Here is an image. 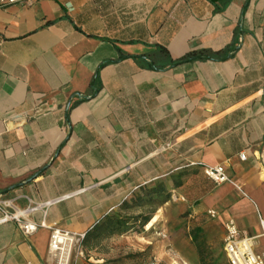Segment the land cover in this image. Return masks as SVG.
Instances as JSON below:
<instances>
[{"label": "crops", "instance_id": "0c3cea01", "mask_svg": "<svg viewBox=\"0 0 264 264\" xmlns=\"http://www.w3.org/2000/svg\"><path fill=\"white\" fill-rule=\"evenodd\" d=\"M202 51L222 58L175 64ZM263 151L264 0L0 6V196L20 211L54 202L30 220L88 234L164 183L163 210L178 198L195 221L165 264L217 261L228 220L261 255ZM218 165L233 183L205 177ZM1 217L0 264H53L48 228L26 236ZM84 251L72 264L104 263L91 240Z\"/></svg>", "mask_w": 264, "mask_h": 264}, {"label": "built area", "instance_id": "2783aa9c", "mask_svg": "<svg viewBox=\"0 0 264 264\" xmlns=\"http://www.w3.org/2000/svg\"><path fill=\"white\" fill-rule=\"evenodd\" d=\"M43 1L46 0H0V6L19 4L32 7ZM240 159H246L245 153L240 154ZM203 173L208 180L217 186L233 183L221 165L205 167ZM53 204L54 202L51 201L41 204H31L26 209L20 211L15 210L11 202L2 200L0 196L1 221L16 222L26 236L36 234L41 228H48L50 230L49 255L53 260V264H72L75 253L83 256L81 249L87 234L61 230L55 226L48 227L44 224V221L34 222L29 219L31 215L37 213H41L44 218L47 214V209ZM209 215L212 218L216 217V213L214 212H209ZM224 231L223 250L228 264H264V253L261 255L253 253V240L241 232L233 220H228L224 224ZM176 264L185 263L179 261Z\"/></svg>", "mask_w": 264, "mask_h": 264}, {"label": "rangeland", "instance_id": "374dc122", "mask_svg": "<svg viewBox=\"0 0 264 264\" xmlns=\"http://www.w3.org/2000/svg\"><path fill=\"white\" fill-rule=\"evenodd\" d=\"M159 201L139 207L140 214L156 210L155 221L150 231H146V227L144 229L134 228L121 234L105 235L91 240L92 245H97L96 253L103 258L105 263L165 264L166 260L177 258L178 253L173 249L170 240L172 236L179 235L184 241L190 243L189 237L193 234L195 221L189 218V210L180 207L181 202L178 198L171 201L167 210H163V205H159ZM88 255L90 256L85 252L81 257L89 260ZM217 261H220V264H228L224 254L219 256Z\"/></svg>", "mask_w": 264, "mask_h": 264}, {"label": "trees", "instance_id": "16d2710c", "mask_svg": "<svg viewBox=\"0 0 264 264\" xmlns=\"http://www.w3.org/2000/svg\"><path fill=\"white\" fill-rule=\"evenodd\" d=\"M222 57L220 54H211L208 51H202L199 53H189L185 57L179 59L175 62L176 65L192 62L200 59H213L219 60ZM180 186V183H177L175 187ZM169 199V194L167 187L164 183H155L152 186L145 187L141 190V193L135 195L132 199L133 207H141L144 204H153L160 200L159 205H164ZM129 203L124 204V210L129 207ZM131 206V207H132ZM156 210H152L146 214H139L132 217H125L119 215H111L105 220L100 222L97 226L93 228L86 236L84 244L92 239H98L105 235H115L133 230L134 228L144 229L145 227H151L155 221ZM227 261V259H226ZM201 264H220V261H209L205 258L202 253L200 257ZM228 262V261H227ZM102 264H115L113 262H104Z\"/></svg>", "mask_w": 264, "mask_h": 264}, {"label": "bare ground", "instance_id": "6f19581e", "mask_svg": "<svg viewBox=\"0 0 264 264\" xmlns=\"http://www.w3.org/2000/svg\"><path fill=\"white\" fill-rule=\"evenodd\" d=\"M146 231H150V227H147V228H146Z\"/></svg>", "mask_w": 264, "mask_h": 264}]
</instances>
